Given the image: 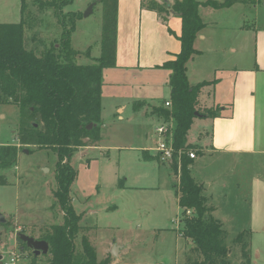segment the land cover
<instances>
[{
	"label": "rangeland",
	"instance_id": "374dc122",
	"mask_svg": "<svg viewBox=\"0 0 264 264\" xmlns=\"http://www.w3.org/2000/svg\"><path fill=\"white\" fill-rule=\"evenodd\" d=\"M40 1L25 0L24 46L37 55L62 33L53 11L40 7ZM196 1L200 2L198 15L204 26L193 43L198 53L187 62L190 84L219 78L224 83L216 88L215 83L210 84L200 92V116L192 118L187 136V143L200 152L189 173L202 186L211 216L222 224L224 241L231 248V264H240V244L234 243V238L242 231L244 240L250 239L251 263L264 264V187L255 185L251 193L252 183L264 184V153L228 156L209 152L211 117L204 115L209 109L222 108L219 99L231 95L229 67L249 66L250 60L254 61L257 30L264 26V0L236 1L217 8L202 3L206 0ZM62 12L81 16L70 38L71 47L81 52L74 61L93 63L100 54L101 3L72 0ZM19 20L20 0H0V23ZM157 70H144L139 76L112 68L103 70L101 139L87 143L92 147L78 148L70 159L76 170L70 197L83 226L74 240L75 259L83 258L82 235L89 238L98 260L110 256L112 244L120 245L115 264H192L198 258L191 240L178 231L182 215L175 189L178 176L171 161H161L155 150L160 140L156 128L165 122L153 115L151 108L169 98V71ZM135 99H146L148 104L134 111ZM121 101H131L123 120L118 119L114 107ZM19 122L16 104L0 103V145L20 147L16 163L0 168V178L6 181L0 184V214L5 218L0 223V255L12 250L17 264H47L49 255L21 249L16 233L38 238L63 222L53 197L57 155L52 149L32 144L20 146L16 139ZM144 151L152 158L145 159ZM186 213L191 215L192 211ZM110 257L112 261L114 257Z\"/></svg>",
	"mask_w": 264,
	"mask_h": 264
},
{
	"label": "trees",
	"instance_id": "16d2710c",
	"mask_svg": "<svg viewBox=\"0 0 264 264\" xmlns=\"http://www.w3.org/2000/svg\"><path fill=\"white\" fill-rule=\"evenodd\" d=\"M71 1H40V7L53 11L62 33L59 40L45 46L39 55L24 46L25 0H20L18 22L0 23V103H13L19 107L16 139L20 146L32 144L38 149H52L57 155L53 197L62 211L63 222L52 225L36 238L48 243L47 264H111L108 255L98 260L86 235L81 238L83 258L74 257V240L83 226L79 224L81 214L75 211L70 197V187L76 177L70 159L78 148L101 138L102 73L106 68L116 67L118 0H97L103 11L100 54L90 64L74 61L81 52L71 47L70 38L75 22L81 16L62 12ZM236 1L246 0L222 3L206 0L202 3L217 8ZM199 4L196 0H140L141 8L155 11L165 23L171 13L180 17V32L176 35L180 49L160 66L169 71V98L160 105H153L151 113L165 123H171V166L178 176L175 189L177 203L182 209L178 231L182 237L191 240L198 252V258L192 264H231V248L224 241L222 224L211 216L212 208L207 204L202 186L189 173L193 161L189 153L197 156L200 151L187 143L188 131L195 112H199L201 90L215 83L212 80L192 85L187 78V62L198 53L193 47L194 39L204 26L198 15ZM165 102L170 106H165ZM147 104L145 100H134L132 109L138 111ZM219 110L209 109L204 115L213 118L219 116ZM89 123L96 125L86 129ZM19 148L16 144L0 145L1 169H8L16 163ZM143 157L152 158L147 151L143 152ZM0 184L4 185L6 181L0 178ZM188 210L192 211L191 215L186 213ZM244 232L238 233L234 243L240 244V264H252L250 239L244 240Z\"/></svg>",
	"mask_w": 264,
	"mask_h": 264
},
{
	"label": "crops",
	"instance_id": "0c3cea01",
	"mask_svg": "<svg viewBox=\"0 0 264 264\" xmlns=\"http://www.w3.org/2000/svg\"><path fill=\"white\" fill-rule=\"evenodd\" d=\"M171 21H174L173 25L169 24ZM179 32L178 14L171 13L165 23L155 11L141 8L140 0H118L116 67L112 69L122 74L137 76L144 70L161 71L159 69H163L160 67L162 63L173 58L180 49V42L176 37ZM229 68L232 69L229 72L231 95L226 100L222 96L217 102L222 108L219 110V116L211 117V137L207 150L228 156L264 153V26L261 31L257 30L254 61L250 60L249 66L234 64ZM187 78L191 83L188 68ZM201 81L203 79L196 82ZM222 83L224 82L221 78L215 79V88ZM135 100L148 102L146 99ZM131 101L114 104L119 120L124 119ZM89 147L92 146L80 148ZM196 158L197 156L192 160ZM255 185L264 187L263 183H252V195ZM120 249L118 244L110 246L109 254L114 257L111 264H115ZM106 251L105 249L104 253Z\"/></svg>",
	"mask_w": 264,
	"mask_h": 264
},
{
	"label": "built area",
	"instance_id": "2783aa9c",
	"mask_svg": "<svg viewBox=\"0 0 264 264\" xmlns=\"http://www.w3.org/2000/svg\"><path fill=\"white\" fill-rule=\"evenodd\" d=\"M165 106H170L169 102H165ZM171 123H165L164 125H160L156 128V132L160 136V140L158 141L155 150L157 151L158 157L161 161H171L173 155V147L171 140V132H170ZM190 158H195L194 153H189ZM1 264H17L18 257L12 251L9 250L5 252L4 255H1Z\"/></svg>",
	"mask_w": 264,
	"mask_h": 264
},
{
	"label": "water",
	"instance_id": "95a60500",
	"mask_svg": "<svg viewBox=\"0 0 264 264\" xmlns=\"http://www.w3.org/2000/svg\"><path fill=\"white\" fill-rule=\"evenodd\" d=\"M91 10H92V5L89 8V12ZM87 14H88V12L84 13V15H87ZM195 115L200 116V114L198 112H195ZM34 125L36 126L35 123H34ZM95 125L96 124H94V123H89L88 125H86V129H91ZM4 222H5V218L2 216V214H0V223H4ZM16 242L18 244L24 243L27 248L32 249V251L35 255H38L40 253H46L48 251L47 241H45L43 239H36L33 236H29V235L21 233V232L16 233ZM21 248H22V246H21ZM113 254H114V252H113ZM1 257L2 256L0 255V260H1Z\"/></svg>",
	"mask_w": 264,
	"mask_h": 264
},
{
	"label": "flooded vegetation",
	"instance_id": "af4514ba",
	"mask_svg": "<svg viewBox=\"0 0 264 264\" xmlns=\"http://www.w3.org/2000/svg\"><path fill=\"white\" fill-rule=\"evenodd\" d=\"M21 246H22V248H23V247H26L24 243L19 244V247H20V248H21ZM22 248H21V249H22Z\"/></svg>",
	"mask_w": 264,
	"mask_h": 264
}]
</instances>
